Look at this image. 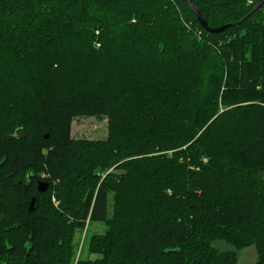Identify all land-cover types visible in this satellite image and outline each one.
Listing matches in <instances>:
<instances>
[{
  "label": "trees",
  "instance_id": "obj_1",
  "mask_svg": "<svg viewBox=\"0 0 264 264\" xmlns=\"http://www.w3.org/2000/svg\"><path fill=\"white\" fill-rule=\"evenodd\" d=\"M190 1L0 0V264H264V4Z\"/></svg>",
  "mask_w": 264,
  "mask_h": 264
},
{
  "label": "rangeland",
  "instance_id": "obj_2",
  "mask_svg": "<svg viewBox=\"0 0 264 264\" xmlns=\"http://www.w3.org/2000/svg\"><path fill=\"white\" fill-rule=\"evenodd\" d=\"M38 60V55H37ZM70 138L72 139H87L98 140L105 139L108 135V118L96 117L95 115L77 116L74 117L70 125ZM41 182H47L48 174L45 171L39 173ZM52 202L55 207H58L59 201L56 197V192L51 191ZM112 194L110 198H112ZM106 230V225L100 222H86L82 232L75 233L76 243V259L92 257L96 255L89 254L88 241L94 234H102ZM213 245L222 251L235 250L233 245L226 241L216 240ZM257 261V250L255 246L246 247L238 250V264H255Z\"/></svg>",
  "mask_w": 264,
  "mask_h": 264
},
{
  "label": "water",
  "instance_id": "obj_3",
  "mask_svg": "<svg viewBox=\"0 0 264 264\" xmlns=\"http://www.w3.org/2000/svg\"><path fill=\"white\" fill-rule=\"evenodd\" d=\"M188 2L190 4V7L194 10L195 14L197 15L202 26L207 31L215 32V33L216 32H222L225 29L229 28L230 26L234 25V24H227V25L221 26L219 28L212 29L209 27L207 21L204 19L201 10L197 6L192 4L190 0H188ZM263 4H264V0H259L258 3L256 4L255 8L252 10V12L258 10ZM25 137H26V132H25L24 128H18L15 131V134L9 136L10 139H24ZM48 137H49V135L46 134L45 138H48ZM48 186H49V183H47V182H39L38 183V191L39 192H45L47 190ZM35 203H36V199H35V197H33L31 200V203H30V207H29L30 211H32L34 209Z\"/></svg>",
  "mask_w": 264,
  "mask_h": 264
}]
</instances>
